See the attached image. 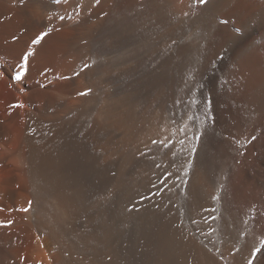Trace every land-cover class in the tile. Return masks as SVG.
<instances>
[{"label": "bare ground", "instance_id": "bare-ground-1", "mask_svg": "<svg viewBox=\"0 0 264 264\" xmlns=\"http://www.w3.org/2000/svg\"><path fill=\"white\" fill-rule=\"evenodd\" d=\"M261 162L264 0H0V264H264Z\"/></svg>", "mask_w": 264, "mask_h": 264}, {"label": "rangeland", "instance_id": "rangeland-1", "mask_svg": "<svg viewBox=\"0 0 264 264\" xmlns=\"http://www.w3.org/2000/svg\"><path fill=\"white\" fill-rule=\"evenodd\" d=\"M207 1V0H206ZM224 23V22H223ZM226 23V22H225ZM224 23V24H225ZM196 71V70H195ZM197 80V79H196ZM195 80V81H196ZM194 81V83L188 88V93L190 94V95H194V94H197V85H198V83H197V81L195 82ZM196 83V84H195ZM196 86V87H195ZM196 90H195V89ZM193 91V92H192ZM201 104H199V103H197L196 105H188V106H186V108L184 107V109L182 110V112H183V114H184V118L185 119H187L188 121H189V123L187 124V127H186V129H187V132H188V135L190 136V139H192V140H199V139H201V134H203V136H204V132H205V122H204V120H203V115H202V108H199V107H201L200 106ZM198 111V112H197ZM190 112V114H188ZM193 114V115H192ZM195 115V116H194ZM194 117V118H193ZM198 119V120H197ZM193 124V125H192ZM197 124V125H196ZM203 124V125H202ZM198 125H200V126H198ZM193 130V131H192ZM202 132V133H201ZM198 135V136H197ZM200 135V136H199ZM230 137H231V135H230V133L228 134ZM250 135H252V132L250 133ZM192 137V138H191ZM247 137H249V135L247 136ZM253 138V135H252V137L248 140V142L249 143H251L250 142V140ZM252 163V162H251ZM250 163V164H251ZM262 163V162H261ZM264 163V162H263ZM263 163H262V165H263Z\"/></svg>", "mask_w": 264, "mask_h": 264}]
</instances>
